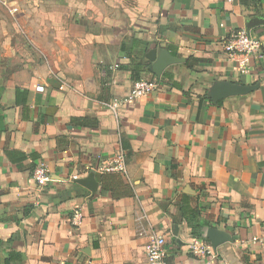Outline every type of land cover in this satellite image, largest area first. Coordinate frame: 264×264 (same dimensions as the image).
I'll return each mask as SVG.
<instances>
[{
  "label": "crops",
  "instance_id": "0c3cea01",
  "mask_svg": "<svg viewBox=\"0 0 264 264\" xmlns=\"http://www.w3.org/2000/svg\"><path fill=\"white\" fill-rule=\"evenodd\" d=\"M97 1L87 25L57 23L55 69L31 47L35 25L21 37L0 17V264L12 251L22 258L11 264H148L153 235L165 236L169 264H264V24L249 32L262 48L244 71L224 49L251 18L264 20V0ZM153 49L185 62L161 77L140 72L159 87L116 118L107 105L136 82L125 66H150ZM218 81L257 89L215 104ZM41 162L46 186L33 179ZM91 173L94 194L75 182ZM108 173L134 196L102 193ZM185 198L207 224L202 239L188 237ZM209 228L233 242L213 250ZM194 241L211 253L196 254Z\"/></svg>",
  "mask_w": 264,
  "mask_h": 264
},
{
  "label": "rangeland",
  "instance_id": "374dc122",
  "mask_svg": "<svg viewBox=\"0 0 264 264\" xmlns=\"http://www.w3.org/2000/svg\"><path fill=\"white\" fill-rule=\"evenodd\" d=\"M88 1L89 0H6L7 7L0 4V17L7 18L14 23V32L17 36L24 35V25H35L32 34H28L31 42H35L31 46L37 56H44L46 64L49 68H56V53L60 54L61 46L56 45L55 38L59 27L58 22L65 23L68 26L73 20L77 21L79 26L88 24ZM98 3L97 0H94ZM11 7L16 6L18 12L11 15L9 11ZM5 16V17H4ZM4 20V19H3ZM24 24V25H23ZM22 26V27H21ZM42 26V28H40ZM39 27V28H38ZM40 33V34H37ZM59 33H62L59 31ZM38 35V36H37ZM41 36L45 37L44 41ZM68 45L64 46L65 48ZM43 59V58H42ZM47 68V67H46Z\"/></svg>",
  "mask_w": 264,
  "mask_h": 264
},
{
  "label": "built area",
  "instance_id": "2783aa9c",
  "mask_svg": "<svg viewBox=\"0 0 264 264\" xmlns=\"http://www.w3.org/2000/svg\"><path fill=\"white\" fill-rule=\"evenodd\" d=\"M0 4L7 7L6 0H0ZM9 11L13 15L18 12V8L16 6H10ZM261 48V43L252 37L245 29L235 32L231 38L225 41L224 44L225 52L237 60L238 68L241 72L249 66L252 58L260 53ZM119 68L120 65L115 64L110 69L117 70ZM158 87L159 84L155 80H138L134 83L133 88L128 95L111 101L107 106L112 114L118 118L119 112L122 108L133 104L135 101L143 97L153 94ZM118 171L124 173L125 167L121 165L118 168ZM33 179L40 186H46L50 181H52L44 162H41L36 166L33 172ZM81 219L82 213L80 211H75L71 219V223L78 226ZM194 251L196 254L205 255L207 253H211V248L206 247L203 243H199V241H194ZM146 256L148 264H169L167 240L164 235H153L151 237Z\"/></svg>",
  "mask_w": 264,
  "mask_h": 264
},
{
  "label": "water",
  "instance_id": "95a60500",
  "mask_svg": "<svg viewBox=\"0 0 264 264\" xmlns=\"http://www.w3.org/2000/svg\"><path fill=\"white\" fill-rule=\"evenodd\" d=\"M263 24V19L258 17L251 18L246 24V30L247 32H250L253 28ZM146 58L150 62L149 69L158 77H161L167 67L185 62V59L172 56L166 49L159 52L155 49L150 50L146 54ZM256 89L257 85L245 86L231 82L218 81L211 87L208 96L215 104H217L218 102L231 97L248 95ZM75 182L87 188L93 194L97 191L98 182L95 179L94 173H91L85 179H77ZM206 238L211 243L213 250H217L225 243L233 242V238L229 234L216 228H209Z\"/></svg>",
  "mask_w": 264,
  "mask_h": 264
},
{
  "label": "trees",
  "instance_id": "16d2710c",
  "mask_svg": "<svg viewBox=\"0 0 264 264\" xmlns=\"http://www.w3.org/2000/svg\"><path fill=\"white\" fill-rule=\"evenodd\" d=\"M127 4L132 3L131 0H125ZM199 61V60H195ZM125 69H128L133 74V77L135 78V81H138L140 79V72H149V65L147 61H143L140 63L132 62V64L125 66ZM18 97V93H17ZM209 99L207 95H205L201 99ZM19 100L17 99L18 103ZM222 103L221 101L219 104ZM85 120V119H84ZM123 150L127 154V156H130L132 153L131 146L129 144L128 140L123 139L122 141ZM14 152V151H13ZM4 153L11 159L13 158L8 148H4ZM16 153V152H15ZM30 157V155H29ZM22 161H19V163H23L25 160H28L27 156L22 157ZM35 170V169H34ZM34 172V171H33ZM101 183H102V193L111 192L112 195L117 198H123V197H133L134 192L133 189L128 186L124 185L122 179L119 177L118 173H108L104 174L101 177ZM180 211L182 214V218L184 220L185 228L188 230L189 234L188 237L190 239H202L204 237L205 228L207 227V224H202L199 222V218L201 216V211L199 209V206L194 207L192 205V201L190 198H185L182 200V202L179 205ZM207 243L210 244L209 240H207ZM176 246H178L177 243H175ZM22 255L18 252H10L9 257L6 260V264H11L14 261H21Z\"/></svg>",
  "mask_w": 264,
  "mask_h": 264
}]
</instances>
